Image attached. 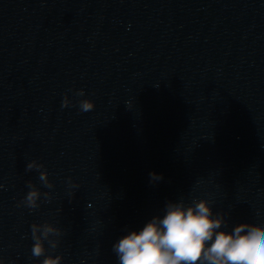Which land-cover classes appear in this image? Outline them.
I'll use <instances>...</instances> for the list:
<instances>
[{
  "label": "water",
  "instance_id": "1",
  "mask_svg": "<svg viewBox=\"0 0 264 264\" xmlns=\"http://www.w3.org/2000/svg\"><path fill=\"white\" fill-rule=\"evenodd\" d=\"M181 199L264 228V0H0V264H42L33 224L118 264Z\"/></svg>",
  "mask_w": 264,
  "mask_h": 264
},
{
  "label": "clouds",
  "instance_id": "2",
  "mask_svg": "<svg viewBox=\"0 0 264 264\" xmlns=\"http://www.w3.org/2000/svg\"><path fill=\"white\" fill-rule=\"evenodd\" d=\"M83 96L84 92L77 93ZM69 100L65 97L63 106ZM82 112L94 109V104L85 99L79 102ZM32 164L27 165L31 170ZM153 181L163 179L150 173ZM40 180L45 182L47 176L41 173ZM69 183H71L69 181ZM78 187L77 185H71ZM31 187V184H29ZM38 193L29 191L26 200L29 207H35ZM223 214H214L207 199L192 200L185 204L169 202L163 216H155L141 230L131 231L113 245L118 264H264V228L254 224H239L231 232L220 230L225 226ZM34 241L32 255L44 256L42 264H61L62 257L46 256V249L40 236L36 235L37 227H31ZM48 234L61 235L58 229L46 227ZM51 247H57L52 243Z\"/></svg>",
  "mask_w": 264,
  "mask_h": 264
}]
</instances>
